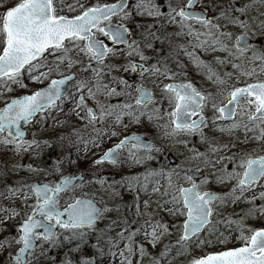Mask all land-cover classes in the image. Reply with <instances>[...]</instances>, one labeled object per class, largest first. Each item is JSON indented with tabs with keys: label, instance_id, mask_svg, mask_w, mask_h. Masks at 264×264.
I'll return each instance as SVG.
<instances>
[{
	"label": "snow or ice",
	"instance_id": "snow-or-ice-1",
	"mask_svg": "<svg viewBox=\"0 0 264 264\" xmlns=\"http://www.w3.org/2000/svg\"><path fill=\"white\" fill-rule=\"evenodd\" d=\"M198 2L199 0H187L183 6H173L171 0H136L134 8L137 15L147 16L157 21L162 20L164 24L176 26L179 29L176 35H187L194 38L195 47L225 52L229 57L236 59L251 52V59L264 60V51L256 49L250 42L249 24L239 17L230 15V11L233 10L231 6L221 11L219 16L208 18L207 15L195 10V5ZM129 7L128 0H117L116 3L111 4L97 3L84 9L81 14L69 18L57 14L54 0H19L0 15V86L11 92L10 84L26 87L22 82L25 74L29 80L36 83L48 80L54 71L60 76L59 79H51L44 88L34 91L30 95L11 99L6 102L3 108H0V133H7L6 137L0 139V143L12 145L17 154L39 149L41 141L35 138L25 139L22 123H32L37 115H43L46 111L59 108L67 99L75 103L76 109L84 111L85 116L82 119H86L97 134L96 138L91 141L81 139L80 142L85 145V148L89 143L99 147L103 136H107L109 139L117 136L116 131L109 133L107 130H103L102 136V129L95 127L97 123L104 124L105 121L113 119L118 125L123 122L125 116L131 117L139 123V117L146 114L149 120L163 119L160 108L153 106L148 109L149 104H155V97L152 91L144 86L142 80L135 85L134 90L137 95L134 97V104L129 102L112 104L101 102L98 98L103 96L110 99L132 95L133 86L123 77H113L115 83L122 86L119 91L117 87L104 82V69L111 70L113 68L112 64L106 63L110 56L115 57L126 52L128 57L135 55L141 61L150 59L135 40L129 41V29L124 23L114 24L112 22L113 17H119L121 21L128 20L132 15ZM247 7L248 5H245L244 8H234V10L243 15ZM221 21L226 23H221ZM194 25H199V28L204 31H200ZM228 25L236 26L242 31L239 34L229 31L227 30ZM97 34L106 37L113 46L126 45V49L110 47L103 39H99ZM148 36L159 39L151 29L145 35L146 41ZM67 44H71L72 47H68ZM145 47L151 48L152 44L146 42ZM74 49L88 58L87 64L80 71H90L92 73L91 80L77 79L75 74L65 76L60 71L61 65L66 64L70 70L75 63H83L68 55ZM60 52L66 55H57ZM45 53L56 56L57 62L54 66L46 62ZM186 54L196 61L198 66L202 64L192 53ZM93 62H95V66H93ZM220 63H224V61L221 60ZM121 67L124 72L138 74L142 78L145 74H159L167 79H172L167 69L162 71L155 64L147 67L143 63L127 60ZM205 67L207 66L205 65ZM233 67H238V65L233 64ZM44 68H47V71H43ZM208 78L212 79L211 76ZM73 80H76L75 90L71 94H66L64 86ZM218 82L225 83L223 80ZM161 91L165 93L168 104L172 106V111L164 114L169 117V123L165 125L170 128L168 135L191 136L198 134L201 137V142L207 143L209 152L214 154L227 150L228 145L217 146L209 142L203 132L205 127L218 128L221 132L225 130L232 132L238 129H243L245 132L259 130V135L254 139L264 141V82L235 87L227 93V102L220 104L198 91L191 83H167L163 85ZM85 92L99 111L97 108L88 106ZM209 104L213 110L211 121L204 115L205 107ZM242 104L244 110L238 111ZM217 121H229L230 123L225 129L218 127ZM124 127H127V124H124ZM47 143V141L43 142L45 145ZM123 150H127V158L137 164L142 163L145 158L153 159L151 153L160 151L155 145L145 143L140 136L133 134L120 139L118 143L104 151L94 163L96 165L104 163L116 165L121 162ZM192 151L195 153L192 159L202 158V163L205 166L210 165L215 169L213 175L216 183L236 182L225 197L211 191H202V185L208 181L204 179L197 183L194 175L183 177L190 185L188 187L173 182L172 176L175 170L168 173H164L162 169L152 170L144 174L143 178L141 176L126 178L129 181L127 186L130 189L135 182L141 191L147 192L151 184L153 193H160L161 189L159 180L150 179L151 177L167 180V187L164 188L161 195L169 197V199L164 200L162 204L158 203L157 209L171 205L172 207L168 209L171 215L184 217L179 226L182 228V233L177 241L182 247L185 242H190L193 238L198 239L205 230L209 234L218 231L212 221L215 201L219 200L221 206L226 202V199L235 203L242 200L245 193L254 187L264 188V184H261V181H264V155L233 153L232 155H217L216 160L212 161L208 158V152L196 153L195 149ZM229 163L233 166L231 170L228 168ZM217 165H219L218 168ZM28 168L34 170L32 165H28ZM35 170L39 171V169ZM200 171L201 169L198 167L196 172ZM74 180L75 177L65 176L54 185L39 182L27 185L36 201L32 206V213L27 215L16 227L18 236L0 241V250L11 249L14 245L19 246L14 253H9L11 264H33V254L37 248L43 255L44 244L58 242L57 227L70 231L71 238H83L86 234L84 230H95L97 222L103 219V213L110 211L108 208L101 209L94 201L81 198H76L73 203H69L61 210L59 194L75 187ZM97 182L103 184L105 181L100 179ZM17 191L19 189H9L12 196ZM259 198L264 201V191L260 192ZM24 199L27 201L29 196L25 194ZM143 203L147 209L149 201L145 200ZM256 211L255 208L249 209L247 215L251 216ZM259 212L264 214V204H261ZM0 214L5 219L19 216V212L15 208L0 209ZM136 215H141L138 202L136 203ZM144 215H147L148 219L144 220L135 230L130 229L127 220L123 221V230L116 236L110 235L111 228L100 230L97 239L98 241L104 239L107 246V252H105L99 242L94 245L100 256L106 255L118 264H133V257L138 253L139 260L136 264H143L147 252L142 243H137L136 237L142 234L155 247L161 237L169 231V225L160 220L153 221L151 213H144ZM65 216L67 219H64ZM226 223L236 225L240 231L239 239L244 242L243 246L195 258L191 264H264V228L247 229L251 235H245L243 220L228 219ZM64 239L68 240L69 237L65 236ZM200 243L203 244L204 241L200 240ZM168 255L169 246L166 245L164 251L159 253V258H151L150 264H160V260ZM65 264H72V262L67 260ZM81 264H96V261L94 258L87 259L83 260Z\"/></svg>",
	"mask_w": 264,
	"mask_h": 264
},
{
	"label": "rangeland",
	"instance_id": "rangeland-1",
	"mask_svg": "<svg viewBox=\"0 0 264 264\" xmlns=\"http://www.w3.org/2000/svg\"><path fill=\"white\" fill-rule=\"evenodd\" d=\"M117 0H54L58 15H64L72 18L81 14L84 9L91 7L97 3L111 4ZM19 0H0V15L8 8L14 6ZM173 6H183L187 0H171ZM136 0H129V10L132 12L128 20L121 21L119 17L112 18L114 24L124 23L129 29L130 39L135 40L141 50L150 59L141 61L138 56L133 55L128 57L127 53L118 54L115 57H109L106 63L113 65L110 70L104 69V82L110 86L117 87L119 91L122 86L117 85L113 77H123L132 84V95L130 97L120 96L110 99L100 96L101 102L119 104L129 102L134 104L135 85L141 80L144 86L155 94V104H149L147 107L151 109L153 106L162 110L163 119L157 120L148 119V115L139 117V123L131 117L125 116L121 124H116L113 119L105 121L104 124L97 123L96 128L103 130L116 131L117 136L108 138L103 136V140L99 147H95L89 143L87 148L81 143V139L91 141L96 138V132L92 125H89L84 111L76 109L75 103L67 99L59 108L46 111L43 115H38L30 124L25 125L28 136L26 140L33 138L41 141L39 149H32L29 152L17 154L12 145L0 143V209L15 208L19 212V216L5 219L0 214V241L5 238L11 239L13 236H18L16 227L20 222L32 213V206L35 205V197L27 185L33 182L55 184L65 175H73L78 172H83L85 180L77 184L67 192L59 196L60 208L66 207L69 203L75 201L76 198H87L96 201L101 207L108 208L110 211L103 213V219L95 225V230H84L83 238H71L72 233L64 230L58 234V242L54 244H44V254H40V249L37 248L33 254V264H65L67 260H71L72 264H81L83 260L95 259L96 264H118L113 262L110 257H101L94 245L99 242L100 246L107 252V246L104 239L98 241L97 237L100 230L111 228L110 235L116 234L123 230V221L127 220L131 230H135L144 220L148 219L144 213H151L153 221L160 220L169 225V231L164 234L160 241L153 247L143 235L136 237L137 243H142L146 249L147 255L144 257L143 264H150L152 257L159 258V253L164 251L165 246H169V255L160 260V264H191L195 258L203 257L207 254L218 253L232 248L243 246V241L239 239L240 231L235 224L228 225L226 221L243 220L245 235H251L247 229H262L264 228V214L259 212L261 204H264L259 198L260 192L264 188L256 186L252 190L247 191L242 200L233 203L230 199L221 206L220 201H215L213 204L214 213L212 221L218 231L209 234L207 230L202 232L199 238H193L190 242H185L183 247L177 243L182 228L179 227L183 220V216H173L168 209L171 205L157 209L158 203H163L169 199L161 195L164 188L167 187V180L160 177H151L150 179H158L160 193L152 192V185H149L148 191L140 190L139 185L133 182V187L130 189L127 185L129 181L127 177L141 176L152 170H163L164 173L175 170L172 179L173 182L182 184L185 187L190 186L183 179L185 175L199 174L196 179L197 183L206 179L208 183L202 185V191H211L221 197L230 191L235 185V181L227 184H219L215 182L213 169L210 165L205 166L202 163V158L192 159L196 153L208 152V158L215 161L217 155H232L238 153L244 155L251 153L253 155H264V141L254 139L259 135V130L245 132L243 129L228 132H221L211 126L203 129L207 140L217 146L228 145V149L214 154L209 152L208 144L201 142L200 135H168L170 128L166 127L169 123V117L164 115L172 111V106L168 104L165 93L161 91L164 84L167 83H191L198 91L205 96L210 97L217 104L226 103L227 93L235 87H244L250 83L264 82V60L251 59V52L246 56L236 59L229 57L227 53L213 51L211 48L195 47L196 41L187 35L177 36L176 32L179 29L174 25L164 24L163 21L153 20L147 16L136 14L134 5ZM245 8L244 14L236 12L234 8ZM232 7L230 15L239 17L246 21L249 26L250 42L260 51H264V0H199L195 9L200 10L208 15V18H213L220 15L221 11ZM221 23H226L221 21ZM155 25V27H152ZM200 31L199 25H194ZM151 29L159 39H153L152 36L145 35ZM229 31L239 34L242 30L233 25H228ZM99 39H107L106 37L97 34ZM150 42L151 48H146L145 43ZM72 47L71 44H67ZM115 47V46H112ZM120 50L124 47H115ZM192 53L199 61L202 62L198 66L197 62L191 59L186 53ZM57 55H66L63 52ZM68 55L74 60H81L83 63H75L69 70L66 64L61 65L60 71L65 75L75 74L77 79H92V73L80 71L88 62V58L78 53V50H73ZM45 60L49 65L54 66L56 56L45 53ZM127 60H133L137 63H143L150 67L155 64L162 71L168 70L172 79H167L162 75L145 74L142 78L131 72H124L121 67ZM224 63H220V61ZM233 64L238 67H233ZM205 65L207 67H205ZM95 66V63H93ZM47 71V68L42 69ZM211 76L212 79L208 77ZM60 76L54 71L50 74L49 79L43 83H36L24 75L22 80L26 87L20 85H12L11 92H8L4 87L0 86V108H3L6 102L11 99L32 94L48 84L51 79H58ZM223 80L225 83L220 84L218 81ZM76 80L68 87L66 94H71L75 90ZM125 91H128L125 89ZM86 103L89 107L97 108L96 104L88 99L87 93H84ZM78 99V96H77ZM244 110L242 104L241 109ZM97 111L99 109L97 108ZM79 112V115H77ZM204 115L211 121L213 110L210 104L205 107ZM239 118V117H237ZM246 119V117H245ZM229 121H217L218 127L227 128ZM127 124V127H124ZM142 135L149 139L159 152L151 153L153 159L145 158L142 163H135L127 158V150L121 152V162L112 164L96 165L95 159L98 158L106 149L118 143L120 139L128 135ZM7 133H0V139L6 137ZM44 141L48 143L43 144ZM147 155V154H144ZM28 165H32L34 170H29ZM37 167L41 170L36 171ZM200 172H196L197 168ZM219 165H217V168ZM232 164H228L229 170L232 169ZM239 171V169H238ZM179 173V175H176ZM104 180L103 184L98 183V180ZM264 184V181H261ZM9 189L17 190L14 196L10 195ZM27 194L29 199L25 201L24 195ZM137 197L139 200L137 201ZM255 197V199H253ZM149 201V207H144V201ZM140 204L141 215H136V203ZM255 208L257 211L253 215H247L249 209ZM223 233V235H221ZM69 237L65 240L64 237ZM200 240L204 243L201 244ZM18 245L7 250H0V264H11L9 253H14L18 250ZM123 247V245H121ZM38 257V259H37ZM139 260V255L133 257V264Z\"/></svg>",
	"mask_w": 264,
	"mask_h": 264
},
{
	"label": "water",
	"instance_id": "water-1",
	"mask_svg": "<svg viewBox=\"0 0 264 264\" xmlns=\"http://www.w3.org/2000/svg\"><path fill=\"white\" fill-rule=\"evenodd\" d=\"M197 11V10H196ZM197 12H199V13H201V14H203L202 12H200V11H197ZM121 45H123V44H119L118 46H121ZM72 82V81H71ZM71 82H69L68 84H66L65 86H64V90H65V92H66V90H67V87H68V85L71 83ZM47 86V85H46ZM44 88V87H43ZM22 97V96H21ZM195 118V117H194ZM24 125L25 124H23L22 123V129L25 131V138L27 137V132H26V130H25V128H24ZM137 136H139V135H137ZM141 138H142V140L145 142V143H151L149 140H147L146 138H144L143 136H140ZM152 144V143H151ZM100 158V157H99ZM98 158V159H99ZM40 169V168H39ZM194 175V178L195 179H197V178H199L200 177V175L199 174H193ZM66 176H69V175H66ZM65 177V176H64ZM72 177H75V180H74V184L76 185L77 183H79V182H82L83 180H84V177H83V175H82V173H78L77 175H75V176H72ZM41 184H43V183H41ZM71 189V188H70ZM61 194V193H60ZM59 194V195H60ZM82 199H85V198H82ZM86 200H88V199H86ZM92 201V200H91ZM96 203V202H95ZM97 204V203H96ZM97 206L98 207H100L98 204H97ZM101 208V207H100ZM102 209V208H101ZM61 210H63V209H61ZM38 219L40 218V217H37ZM64 219H67V216H65L64 217ZM57 232L59 233V232H61L63 229H60V228H58L57 227Z\"/></svg>",
	"mask_w": 264,
	"mask_h": 264
},
{
	"label": "flooded vegetation",
	"instance_id": "flooded-vegetation-1",
	"mask_svg": "<svg viewBox=\"0 0 264 264\" xmlns=\"http://www.w3.org/2000/svg\"><path fill=\"white\" fill-rule=\"evenodd\" d=\"M106 40V39H105ZM104 40V41H105ZM105 43H107L110 47H112L113 45H111V43H109L108 41H105Z\"/></svg>",
	"mask_w": 264,
	"mask_h": 264
}]
</instances>
